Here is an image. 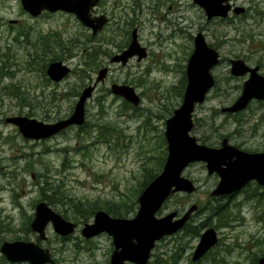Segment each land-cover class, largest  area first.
I'll list each match as a JSON object with an SVG mask.
<instances>
[{"label": "rangeland", "instance_id": "1", "mask_svg": "<svg viewBox=\"0 0 264 264\" xmlns=\"http://www.w3.org/2000/svg\"><path fill=\"white\" fill-rule=\"evenodd\" d=\"M245 2L240 0L239 4ZM97 11L110 18L99 35L75 15L57 12L33 17L23 10L21 0H0V66L7 61L10 71L0 79L2 117L29 112L28 116L47 122L65 118L83 90L96 81L97 71L109 67L104 80L94 83L86 106L89 124L83 129L75 125L51 139L35 141L25 139L15 126L0 120V242L16 237L36 239L28 218L34 214V203L46 181L60 185L53 202L58 210L63 208L62 201L70 202L66 197L101 203L135 194L145 179L144 167L159 163L166 148L162 140L165 121L182 102L187 83H181L198 32L219 49L222 60L212 70L215 87L195 110L200 121L196 135L208 146H218L219 139L229 136L231 143L240 144L245 151H264V101L251 102L234 117L219 113L239 96L238 85L245 81L232 75L231 59L246 56L250 64L262 63L264 73V35H256L259 23L264 26V7L259 10V18H249L253 21L249 22L251 34L255 35L252 42L248 41L251 38L247 37V29L241 31L246 34V42L237 37L242 33L237 32L231 16L227 20L217 16L208 19L194 0H102ZM245 25L238 23L240 28ZM133 30L140 44L147 47L148 56L140 60L134 57L125 66L111 63L112 56L131 44ZM54 60L63 61L71 69L58 82L50 79L46 70ZM93 62L97 63L95 68L90 67ZM114 83L135 87L141 96L137 109L112 93ZM184 174L195 180L197 191L187 199L174 194L163 212L177 209L184 213L196 199L205 201L206 191L218 181L216 175L207 173L203 163L191 164ZM221 198L231 201L232 210L240 216L218 229L222 243L217 248V259L210 254L200 264H239L237 260L249 263L251 251L264 250V187L253 181L231 199ZM137 208L135 205L132 213ZM218 217L207 224L206 215L201 213L191 223L204 224L208 229L220 224ZM47 233L49 237L43 244L60 247L52 226ZM198 238L185 230L179 236H168L158 246L161 260L172 261L173 251L183 246L181 258L172 264H192L189 253ZM93 240L86 241L77 232L70 241L78 261L71 250L66 256L68 264L102 262L105 251L112 246L111 239L102 234Z\"/></svg>", "mask_w": 264, "mask_h": 264}, {"label": "water", "instance_id": "2", "mask_svg": "<svg viewBox=\"0 0 264 264\" xmlns=\"http://www.w3.org/2000/svg\"><path fill=\"white\" fill-rule=\"evenodd\" d=\"M100 0H21L24 10L32 16H38L43 11H64L74 14L85 26L101 29L108 18L105 14L94 15L95 7ZM228 0H194L205 10L208 19L214 16H227L231 5ZM242 9V8H241ZM239 9H236L238 11ZM95 31V32H96ZM138 54L141 59L147 56V49L139 44L136 31L128 49L121 55L114 56L112 62L125 65L131 57ZM219 62V52L209 46L205 36L200 32L195 37V48L186 69L187 87L183 102L174 110L166 121L165 137L168 142V157L162 172L152 180L138 197L139 209L134 217H113L107 211L99 209L93 222L86 223L82 229L84 236L93 237L106 232L113 237L114 251L111 264H125L131 261L136 264H147L157 241L165 235L177 232L183 227L191 213L197 208L193 205L182 217L175 218L178 211H173L162 217L156 214L165 200L179 190L192 192L195 186L191 180L182 177L181 173L188 162L202 160L206 162L210 173L216 172L220 181L213 194L225 195L240 190L249 180L257 179L264 185V152H246L235 145L229 144L224 138L221 147L215 148L199 144L197 138L190 134L194 126L192 112L196 102H203L207 91L212 88L215 79L211 69ZM232 74L241 75L251 71L248 80L244 82L243 91L238 99L224 111L238 112L246 108L252 99H264V76L257 68H249L241 59L232 60ZM107 68L99 71L97 81L104 80ZM50 77L61 80L70 72V68L62 61H53L47 69ZM93 86L86 87L80 95L71 116L56 123H47L34 117L16 115L6 117V122L16 125L26 138L40 139L49 137L61 129L81 124L85 120V103L92 95ZM112 91L138 104L139 95L131 85H112ZM194 159V160H193ZM49 222L62 235L74 231L76 224L65 219L45 201L36 206L35 217L31 227L45 237V228ZM218 232L214 227L201 234L193 259L201 258L207 250L218 242ZM0 251L13 262L29 261L32 264L54 262L48 249L33 240L5 241ZM264 264V256L259 259Z\"/></svg>", "mask_w": 264, "mask_h": 264}, {"label": "trees", "instance_id": "3", "mask_svg": "<svg viewBox=\"0 0 264 264\" xmlns=\"http://www.w3.org/2000/svg\"><path fill=\"white\" fill-rule=\"evenodd\" d=\"M109 43V42H108ZM4 56L8 57L7 53H4ZM56 58V57H54ZM7 63V61H6ZM5 63V64H6ZM2 65V67L0 66V79L3 78L4 76H8L10 74V71L7 70L8 68L6 67V65ZM5 66V67H4ZM90 66V65H89ZM95 66H97V63H91V68H95ZM185 84L184 80L182 81V85ZM128 105V103H126ZM125 104V105H126ZM137 109V108H136ZM27 114H31V113H27ZM198 121V120H197ZM85 127V126H84ZM83 127V128H84ZM204 143V142H203ZM164 155L159 157V163H157L154 167L147 169L145 168L144 171V178L145 180L143 182L140 183V187H138V189L135 190V194L140 192L145 185L151 180L153 179L160 171L161 168L164 164L165 161V155L166 152L163 153ZM47 184V186H46ZM60 185H54L51 182L46 181V183L44 185H42L41 190H40V199H46L48 202L50 203H56L55 199L56 196L59 194V188ZM141 188V190H140ZM259 188V187H257ZM52 191V192H51ZM135 194H126V197L124 198V200H119V201H112V200H105L103 202H101L100 204L98 202H82L81 200H76L74 198H67V200H70V202L65 203L64 201H62V203L68 204L70 205L67 209H71L73 214L72 216L74 217H80L81 220L84 219H88L89 216L94 215L95 211L97 209H105L106 211H108L110 214H112L113 216H128L131 212L134 211L135 205H137V201L134 198ZM253 195V194H252ZM227 198H232V197H227ZM264 200V198H263ZM235 206H237V203H233ZM233 208V207H232ZM231 208V201H225L223 200V198H220L217 203H213L211 205V210H209V215H217V217L219 218L220 224H217L218 226H221V224H226L229 223L230 221H234L236 219H238V214L235 213ZM65 209V211L67 210ZM79 219V218H78ZM2 222V221H1ZM223 222V223H222ZM205 223L208 224V221H205ZM204 224H201L199 226L194 227V229H191V231L189 232L190 234H198V230L197 229H202L204 228ZM5 228H9V227H5ZM186 228V232H187ZM184 250L183 246H180L178 251H175L174 254L171 256L172 261H176V259H178L182 253V251ZM260 251V253L257 252H253V256L251 258V261L249 264H258V259L261 255H264V250L262 249H258ZM153 257H155V260H151L149 264H172V261L169 260H161V255L159 252L153 254ZM163 261V262H162ZM239 264H246V262H238Z\"/></svg>", "mask_w": 264, "mask_h": 264}, {"label": "flooded vegetation", "instance_id": "4", "mask_svg": "<svg viewBox=\"0 0 264 264\" xmlns=\"http://www.w3.org/2000/svg\"><path fill=\"white\" fill-rule=\"evenodd\" d=\"M229 3L231 4V6H232V8H231V10H230V12H229V16H227V17H232L233 19H232V24L235 26V28L238 30L237 32H241L243 29H247L248 31H249V33H248V35H247V37L248 38H251V39H249L248 41L249 42H252V41H254V36L255 35H253V34H251V26L252 25H250L249 24V22L251 21V20H249V18H251L252 20H253V16H254V18L256 17V18H259V16L262 14V12L264 13V11H262V8L264 7V0H246V2H245V4L246 5H243L242 3H241V5L239 4L240 3V0H229ZM240 7H244L245 9H239L238 11H236V9L237 8H240ZM98 9V8H97ZM259 10H261V11H259ZM254 12V13H253ZM97 13H99V11H97ZM102 13H104V12H102ZM255 13L257 14V15H255ZM227 17H218V18H220V19H225V20H227V19H229V18H227ZM230 17V18H231ZM241 20V21H240ZM246 21H248V24L247 25H245L246 24ZM258 22H259V20H257ZM239 22H241V23H243L245 26L244 27H242V28H240L239 26H238V23ZM251 22H253V21H251ZM108 24V23H107ZM261 23H259V28L257 29V37L258 38H260L261 36H263L264 35V26H263V24H261ZM256 25H258V24H256ZM107 25H105V27H106ZM104 27V28H105ZM249 27V28H248ZM254 27V26H253ZM103 29V28H102ZM91 30V29H90ZM91 32L93 33V31L91 30ZM132 33H133V31H132ZM242 33V32H241ZM99 35V33H96L95 35ZM93 35V34H92ZM94 36V35H93ZM242 37V39L244 38L243 36H246V34H244V33H242V35H238L237 37ZM253 36V37H252ZM243 41H245L244 39H243ZM246 42V41H245ZM255 48H258V46H255ZM254 48V49H255ZM121 53V52H120ZM120 53H116L115 55H117V54H120ZM114 55V56H115ZM237 58H240V59H243V61L245 62V64L248 66V67H250V68H252V67H254V68H257V70H258V72L259 73H261V74H263L264 75V73L262 72V63H259V62H254V63H249V61H248V59H247V57L246 56H244V57H240V56H238ZM245 75H243V76H240V77H242V78H245V80L247 79V77H249L250 76V71H246V73H244ZM236 77H239V76H236ZM239 77V78H240ZM241 79V78H240ZM186 87H187V85H186ZM242 87H243V84L241 85V84H239L238 85V89H240L241 91H242ZM185 90H186V88H185ZM243 111H241V112H238V113H242ZM238 114H236L235 116H237ZM56 238H57V240L59 241V243H60V241L61 240H66L65 242H68V241H70V237H65V238H63V237H60V236H56ZM70 247H71V245H68V246H66V247H60V248H57V247H49V249H50V252H51V256H52V258H54L55 259V264H68L69 262V259L68 258H66V256L69 254V252L71 251V250H73V251H75L73 254H74V256H75V258H76V261H78V255H77V253H76V250L75 249H70ZM112 249H107L106 251H105V258H104V260L106 261L105 262V264H110V258H111V255H112ZM59 253H61V254H59ZM65 257V258H64ZM208 257V255H205L200 261H199V263H201L202 261H204L206 258ZM215 258L217 259V249H216V256H215ZM0 264H29V263H27V262H19V263H9L5 258H0Z\"/></svg>", "mask_w": 264, "mask_h": 264}, {"label": "bare ground", "instance_id": "5", "mask_svg": "<svg viewBox=\"0 0 264 264\" xmlns=\"http://www.w3.org/2000/svg\"><path fill=\"white\" fill-rule=\"evenodd\" d=\"M227 2H225V4H226ZM57 12H59V11H55V12H52V11H47V10H45V11H43L42 13H41V15H43V14H45V13H57ZM40 15V16H41ZM105 25H103L102 26V28L104 27ZM89 29H91L93 32H95L96 30H94V28L93 27H88ZM101 28V29H102ZM101 29H98V30H100L101 31ZM98 30L95 32V33H98ZM125 52V50L122 52V53H124ZM122 53H120V54H117V55H121ZM117 55H115V56H117ZM97 78H98V76H97ZM97 78H96V81L94 82V83H97ZM100 81V80H99ZM94 83H92V84H89L87 87H90V86H93L94 87ZM114 84H117V85H127V84H119V83H114ZM112 87V86H111ZM94 89H95V87H94ZM112 91V90H111ZM112 93L114 94V95H117L118 96V94H116V93H114L113 91H112ZM137 93V92H136ZM196 104L194 105V108H195V110H196ZM238 112H241V110L240 111H238ZM206 145V144H205ZM208 146V145H207ZM210 147H213V146H210ZM239 148V147H238ZM241 149V148H240ZM241 150H243V149H241ZM243 151H245V150H243ZM246 152H248V151H246ZM264 152V151H263ZM194 160V159H193ZM196 162H198V160H195V161H189L188 162V164L187 165H191V164H193V163H196ZM253 181H257V179H251V180H249L243 187H241L240 188V191L241 190H243V189H245L247 186H249ZM258 182V181H257ZM258 184H260L259 182H258ZM261 186H263L264 187V185H262V184H260ZM226 197H232V196H224V198H226ZM211 228V227H210ZM209 229V228H208Z\"/></svg>", "mask_w": 264, "mask_h": 264}]
</instances>
